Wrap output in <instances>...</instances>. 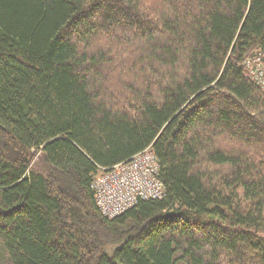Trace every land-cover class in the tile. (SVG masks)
<instances>
[{"label": "trees", "instance_id": "trees-1", "mask_svg": "<svg viewBox=\"0 0 264 264\" xmlns=\"http://www.w3.org/2000/svg\"><path fill=\"white\" fill-rule=\"evenodd\" d=\"M256 51L264 0H0V264H264ZM148 146L166 196L106 218Z\"/></svg>", "mask_w": 264, "mask_h": 264}, {"label": "built area", "instance_id": "built-area-1", "mask_svg": "<svg viewBox=\"0 0 264 264\" xmlns=\"http://www.w3.org/2000/svg\"><path fill=\"white\" fill-rule=\"evenodd\" d=\"M246 76L264 91V54L256 51L243 62ZM160 162L152 146L112 167H100L92 176L94 199L101 213L115 218L140 200L162 199L166 189L159 178Z\"/></svg>", "mask_w": 264, "mask_h": 264}, {"label": "rangeland", "instance_id": "rangeland-1", "mask_svg": "<svg viewBox=\"0 0 264 264\" xmlns=\"http://www.w3.org/2000/svg\"><path fill=\"white\" fill-rule=\"evenodd\" d=\"M37 163H38V166H40V167H41V165H42V164H40L38 161L36 162V164H37Z\"/></svg>", "mask_w": 264, "mask_h": 264}]
</instances>
